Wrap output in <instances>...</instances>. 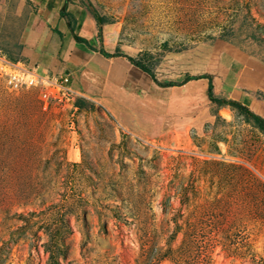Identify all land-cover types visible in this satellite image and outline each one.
Returning <instances> with one entry per match:
<instances>
[{
  "label": "rangeland",
  "instance_id": "obj_1",
  "mask_svg": "<svg viewBox=\"0 0 264 264\" xmlns=\"http://www.w3.org/2000/svg\"><path fill=\"white\" fill-rule=\"evenodd\" d=\"M83 2L126 58L159 63L238 38L264 62V0ZM12 26L0 10L10 60ZM72 89L43 102L0 76V264H264V134L252 119L210 105L200 126L160 143Z\"/></svg>",
  "mask_w": 264,
  "mask_h": 264
},
{
  "label": "crops",
  "instance_id": "obj_2",
  "mask_svg": "<svg viewBox=\"0 0 264 264\" xmlns=\"http://www.w3.org/2000/svg\"><path fill=\"white\" fill-rule=\"evenodd\" d=\"M8 7L18 39L13 60L50 78L67 73L71 88L91 94L115 119L153 141L174 140L202 124L216 105L207 95L209 83L215 96L264 118V62L238 38L202 41L164 56L154 70L157 81L197 78L162 86L126 57L105 54L116 50L107 47L103 24L83 0H0L1 11Z\"/></svg>",
  "mask_w": 264,
  "mask_h": 264
},
{
  "label": "built area",
  "instance_id": "obj_3",
  "mask_svg": "<svg viewBox=\"0 0 264 264\" xmlns=\"http://www.w3.org/2000/svg\"><path fill=\"white\" fill-rule=\"evenodd\" d=\"M0 76L4 78L6 84L11 89L40 88L39 95L43 102H46L49 98H55V94L58 93H61L63 96L67 95L66 97L79 94L69 85V75L67 73L50 78L38 73L22 62L8 59L1 51Z\"/></svg>",
  "mask_w": 264,
  "mask_h": 264
},
{
  "label": "trees",
  "instance_id": "obj_4",
  "mask_svg": "<svg viewBox=\"0 0 264 264\" xmlns=\"http://www.w3.org/2000/svg\"><path fill=\"white\" fill-rule=\"evenodd\" d=\"M86 7L91 11L92 15L94 16V18L96 19L98 26L101 27V25L104 22V17L103 15H101L94 7L91 3L86 2ZM67 16H69L70 14L65 13ZM106 55H120V56H124V54L120 51H115L112 54H107ZM126 56V55H125ZM149 53L147 52H143L140 53L138 56L136 57H131L129 55H127V59L136 67L146 71L151 78L154 80V82L158 83L159 85L162 86H168V85H178L181 84L182 82H184L185 80L191 79V78H197V76H187L185 77L182 82H174V81H168V82H159L156 80L155 75H154V70L153 68L155 67V65L158 63V59L155 61H151V59H149ZM207 95L209 100L218 105V106H230L235 108L239 113L243 114L244 117L246 119H252L253 122L257 125V127L262 131V133L264 134V118H262L261 116H259L258 114L252 112L247 106H245L244 104H242L241 102L237 101V100H233V99H225V98H221V97H217L213 94L212 92V85L211 83L208 84V89H207Z\"/></svg>",
  "mask_w": 264,
  "mask_h": 264
}]
</instances>
